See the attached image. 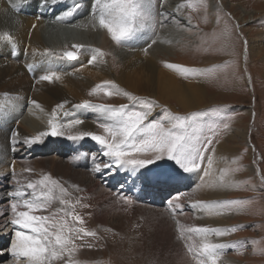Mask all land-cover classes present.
<instances>
[{
	"label": "rangeland",
	"instance_id": "1",
	"mask_svg": "<svg viewBox=\"0 0 264 264\" xmlns=\"http://www.w3.org/2000/svg\"><path fill=\"white\" fill-rule=\"evenodd\" d=\"M152 1L154 15L143 30L121 44L111 38L108 43L130 54V43L141 33L147 36L142 47L153 46L157 55L161 53L157 50L159 45L168 43L169 56L160 57L168 62L161 63L159 59L156 62L188 69L187 73L179 68L168 71L171 78L175 76L182 83L198 82L214 102L189 110L171 100L166 107L163 102L137 97L114 84L111 90L116 94L106 96L103 89H97L92 96L88 94L89 102L113 108L129 105L131 110L149 111L154 113L148 117L149 121L165 119L167 115L196 114L190 132L202 143L208 137L212 139L201 168L185 173L166 156L138 171L117 168L114 164L105 167L109 158L103 156L100 145L90 138L69 140L67 135L74 133L65 131L64 136L49 135L39 143L19 144L20 152L0 163V206L6 208V217L11 221L9 193L17 188L24 190L27 182L47 175L67 189L64 198L75 204V211L85 222L83 226L96 232L95 237L74 239L78 247L72 259L76 264H183V257L192 258L185 244L201 242L198 235L187 229L199 226L237 229L208 237L210 242L226 246L219 250L217 264H264V0ZM165 5L175 7L176 13L165 11ZM256 44H260V49ZM133 48L139 49V45ZM95 50H82L79 56L84 51L93 56ZM99 60L107 68L114 67L112 54L104 52ZM125 93L137 99L130 101ZM147 104L154 106L149 109ZM93 133L103 134L97 122ZM222 147L228 148L229 155L225 157V153L219 152L220 157L210 168L215 169L212 176L207 157L214 159L213 152ZM135 158L154 160L155 153ZM62 164L67 170L60 168ZM222 170L227 174L221 184ZM216 175L220 176L215 178ZM212 178L221 186L226 182L228 190L218 198L203 199L200 196L214 193ZM178 195L180 199L175 200ZM125 199L132 203H125ZM197 201L247 203L233 205L220 215H208L191 207ZM177 203L183 210L174 214L172 207ZM200 215L214 216L217 224L202 221L198 225ZM10 221L9 231L6 234L0 231V237L4 236L0 239V264H16L9 249L17 229ZM177 222L185 230L184 239L179 238Z\"/></svg>",
	"mask_w": 264,
	"mask_h": 264
},
{
	"label": "bare ground",
	"instance_id": "2",
	"mask_svg": "<svg viewBox=\"0 0 264 264\" xmlns=\"http://www.w3.org/2000/svg\"><path fill=\"white\" fill-rule=\"evenodd\" d=\"M75 2L81 5L76 13L58 20L57 17L71 10ZM150 3V12L154 15L153 1L150 0ZM91 6L92 0H57L56 3L53 0H0V163L17 155L20 152L19 144L29 145L25 143L26 137L47 131L52 110L62 103L64 109H57L60 122L80 119L83 123L76 130L93 132L95 123L98 119L102 120L104 114L93 109H77L73 105L89 102L88 94L93 86L106 81L137 97L163 102L166 107L170 106L171 100H175L182 109L189 110L214 102V98H210L206 90L197 85L198 82L188 84L178 81L175 76L171 78L166 67L168 64L160 66V62H156L158 59L161 63L168 62L162 59L169 56L171 48L168 43L159 45V55L153 46L149 49L142 47L147 36L141 33L130 43V54L111 46L106 30L93 26ZM163 8L176 13L173 6L165 5ZM73 45H82L80 51L96 48L102 53L112 54L114 67L107 68L99 60L100 57L89 65L88 60L92 56L88 55V51H84L85 54L75 61L63 58L64 52L77 51ZM137 45L139 49H132ZM256 45L260 49V44ZM52 71L60 75V80L52 83L41 80V76ZM33 101L36 103L33 104ZM91 104L102 105L99 102ZM65 111L67 116L63 115ZM76 130L72 132L75 134ZM220 151L226 154L225 157L229 155L228 148H217L213 152V161L218 160ZM60 168L66 169V166L62 164ZM209 171L212 176L215 175V169ZM215 178H212L211 187L214 193L201 198H218L228 190L226 182L221 186ZM0 209V231L6 234L10 219L6 217V208L0 206ZM207 217L200 215L198 225L202 221L204 224H217V218ZM191 259L183 257V264H195Z\"/></svg>",
	"mask_w": 264,
	"mask_h": 264
},
{
	"label": "snow or ice",
	"instance_id": "3",
	"mask_svg": "<svg viewBox=\"0 0 264 264\" xmlns=\"http://www.w3.org/2000/svg\"><path fill=\"white\" fill-rule=\"evenodd\" d=\"M56 2L57 0H53V3ZM80 6L79 2H75L71 10H66L65 14L58 16L57 19L62 20L66 16H71ZM188 6L192 7L191 4ZM151 7L150 0H92L93 26L106 30L115 43L121 44L130 40L147 26V22L151 20ZM178 7H184V5ZM227 31L226 28L225 32ZM72 47L77 51H66L62 54V57L69 61L77 60L79 52L83 48L82 45H73ZM95 53L88 60L89 65H93L99 57L103 56L99 49L95 50ZM166 67L179 68L186 73L189 71L171 64ZM41 80L52 83L60 80V75L52 71L41 76ZM112 87H114L112 82H103V84L94 87L89 95L95 94L97 89H103L104 95L112 96L116 94L111 90ZM125 95L130 101L137 99L128 93ZM153 106V104H147L149 109ZM73 107L93 109L103 113L102 120H97L98 127L103 130V134L76 130L77 126L83 123L80 119H73L66 123L60 122V112L57 109H64L62 103L52 110L51 118L47 121L48 130L40 132L34 137H26L25 143L29 145L39 143L49 135L64 136L65 129L70 133L76 130L75 134H69L67 138L72 141L90 138L100 145L103 156L109 158V163H106L105 167L114 164L117 168L138 171L166 156L185 173L195 172L201 168L205 153L212 144L210 137L206 138V143H202L190 132L196 114L188 117L167 115L165 119L168 126L165 127V119L149 121V111L131 110L129 105L113 108L84 101L81 104L73 105ZM63 115L67 116L68 113L65 111ZM147 152L155 153V159L135 158L136 155ZM207 161L210 169L213 165V157L208 156ZM96 170H99V166ZM207 174L206 170L205 175ZM226 174L222 170L221 184ZM67 195V189L59 181L47 175H44L40 180L27 182L24 190L17 188L9 193L13 215L10 223L17 229L9 253L16 264H54L55 261L61 260L64 261V264H76L72 259L78 247L74 243V239L83 240L86 237H95L96 232L83 226L85 223L83 217L75 211V204L64 198ZM174 199L179 200L180 196L178 195ZM125 203L131 204L132 201L125 199ZM245 203L247 201H197L191 207L208 215H220L223 210L230 209L233 205ZM54 204H58L59 207H53ZM177 210L180 212L183 210L179 203L172 207L174 214ZM177 224L179 238L184 239L185 230L179 227V222ZM235 230L237 229L189 228L187 231L198 235L201 242L198 245L186 243L185 248L195 264H217L220 256L219 250L226 246L214 244L208 240V237L212 234L224 235L228 231ZM253 243L255 242L253 241ZM79 247H83V245ZM65 256L68 257L67 260L64 259Z\"/></svg>",
	"mask_w": 264,
	"mask_h": 264
}]
</instances>
